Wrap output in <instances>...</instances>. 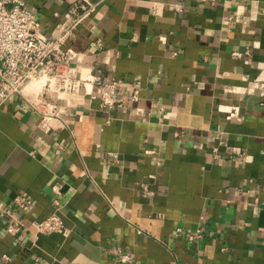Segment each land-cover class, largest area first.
I'll list each match as a JSON object with an SVG mask.
<instances>
[{
	"label": "crops",
	"instance_id": "0c3cea01",
	"mask_svg": "<svg viewBox=\"0 0 264 264\" xmlns=\"http://www.w3.org/2000/svg\"><path fill=\"white\" fill-rule=\"evenodd\" d=\"M88 1L96 10L66 44L74 67L120 81L126 103L67 97L49 132L23 94L0 109V206L32 201L23 237L0 220V256L264 264V0ZM26 2L47 37L63 29L71 0ZM55 198L68 235L35 236Z\"/></svg>",
	"mask_w": 264,
	"mask_h": 264
},
{
	"label": "built area",
	"instance_id": "2783aa9c",
	"mask_svg": "<svg viewBox=\"0 0 264 264\" xmlns=\"http://www.w3.org/2000/svg\"><path fill=\"white\" fill-rule=\"evenodd\" d=\"M96 5L88 0H71L67 20L63 29L54 37H47L42 31L38 15L32 11L26 0H0V109L16 94H23L31 103L34 111L40 115L38 126L49 132L54 122L60 117L59 101L67 97L85 96L92 101L98 99L101 108L113 109L124 107L126 101L120 95V81L103 80L90 72L81 75L74 67L79 53L67 47V42L80 25L90 18ZM235 56H242L236 52ZM44 80L42 90L28 91L33 83ZM264 96V82L260 86ZM139 99L136 90L132 101ZM227 119L239 117V109L231 108ZM52 190L62 194V185L54 183ZM55 212L49 217L34 223V235L62 233L67 236L64 219L60 214V201L55 198ZM32 201L26 194L15 197L8 207L0 206V220L6 219L7 232L19 237L29 231L25 220L18 216V211H29ZM202 237V229L189 236L191 241ZM122 262H132L130 255L120 256ZM11 257L0 256V263L7 264Z\"/></svg>",
	"mask_w": 264,
	"mask_h": 264
},
{
	"label": "bare ground",
	"instance_id": "6f19581e",
	"mask_svg": "<svg viewBox=\"0 0 264 264\" xmlns=\"http://www.w3.org/2000/svg\"><path fill=\"white\" fill-rule=\"evenodd\" d=\"M44 83H45L44 80L37 81V82L33 83L32 86L29 87L28 91L37 92L39 90H42Z\"/></svg>",
	"mask_w": 264,
	"mask_h": 264
}]
</instances>
